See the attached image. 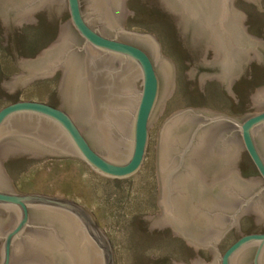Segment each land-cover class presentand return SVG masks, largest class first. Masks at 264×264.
<instances>
[{"label": "water", "instance_id": "95a60500", "mask_svg": "<svg viewBox=\"0 0 264 264\" xmlns=\"http://www.w3.org/2000/svg\"><path fill=\"white\" fill-rule=\"evenodd\" d=\"M162 1L180 15L190 51L201 54L185 74L202 92L206 80H217L237 104L231 87L251 62L264 63V41L246 33L235 0ZM243 1L264 12V0ZM126 2L0 0L3 27L37 24L34 15L42 11L49 20L65 8L70 16L36 59L16 63L21 74L6 85L12 93L61 70L58 108L20 100L0 109V264H114L111 243L88 210L62 197L18 193L3 163L26 153L82 160L110 179L140 171L149 129L174 93L175 69L153 36L123 30L134 14ZM250 99L256 110L240 118L203 108L177 111L157 138L161 215L143 219L149 231L170 227L188 247L208 250L207 264H264V233L242 235L222 255L217 248L244 216L264 228V87ZM243 151L260 177H240ZM190 262L206 264L198 256Z\"/></svg>", "mask_w": 264, "mask_h": 264}, {"label": "rangeland", "instance_id": "374dc122", "mask_svg": "<svg viewBox=\"0 0 264 264\" xmlns=\"http://www.w3.org/2000/svg\"><path fill=\"white\" fill-rule=\"evenodd\" d=\"M233 6L246 16L243 23L244 27L249 26L246 33L264 41V12L243 0H235ZM126 9L134 14L127 17L123 30L153 36L161 56L175 69L174 93L149 129V146L140 171L129 178L110 179L94 172L82 160L26 153L10 154L3 168L18 193L62 197L88 210L111 243L114 264H165L167 259L191 264L190 259L197 256L207 264L212 261L208 250L188 247L185 240L173 237L170 227L149 231L150 224L143 219L145 215H161L156 177L157 138L163 123L177 111L203 108L234 118L253 113L256 108H252L250 97L264 87V63L251 62L244 79L235 81L231 87L237 104L223 92L217 80H206L202 92L198 81L185 74L199 62L201 54L190 51L180 15L162 0H127ZM34 18L37 21L34 25L3 27L0 21V109L20 100L57 108L60 105L56 91L61 70L50 79L34 80L12 93L6 89L10 78L21 74L16 63L36 59L57 40L59 27L70 20L67 8L50 20L47 11L36 13ZM236 167L242 179L260 177L246 151L241 153ZM239 227L230 229L217 244L220 255L242 235L264 233V228L256 226L250 216L242 217Z\"/></svg>", "mask_w": 264, "mask_h": 264}, {"label": "flooded vegetation", "instance_id": "af4514ba", "mask_svg": "<svg viewBox=\"0 0 264 264\" xmlns=\"http://www.w3.org/2000/svg\"><path fill=\"white\" fill-rule=\"evenodd\" d=\"M121 41V40H120ZM124 42V41H123ZM131 44V43H130ZM133 45H135V44H133ZM137 46V45H136ZM139 47V46H138ZM141 48V47H140ZM143 49V48H142ZM144 50V49H143ZM254 165V164H253ZM255 167V166H254ZM254 258V257H253Z\"/></svg>", "mask_w": 264, "mask_h": 264}]
</instances>
